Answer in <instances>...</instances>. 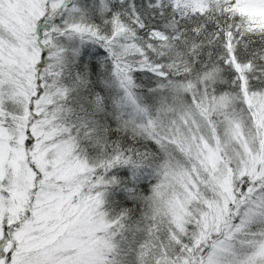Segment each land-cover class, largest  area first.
Masks as SVG:
<instances>
[{"label": "snow or ice", "instance_id": "snow-or-ice-1", "mask_svg": "<svg viewBox=\"0 0 264 264\" xmlns=\"http://www.w3.org/2000/svg\"><path fill=\"white\" fill-rule=\"evenodd\" d=\"M0 264H264V0H0Z\"/></svg>", "mask_w": 264, "mask_h": 264}]
</instances>
